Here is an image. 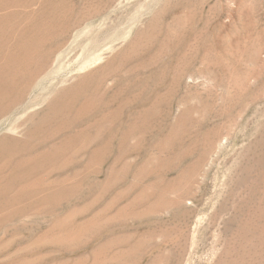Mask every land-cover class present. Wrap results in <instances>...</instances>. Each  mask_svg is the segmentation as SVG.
<instances>
[{"label":"rangeland","instance_id":"374dc122","mask_svg":"<svg viewBox=\"0 0 264 264\" xmlns=\"http://www.w3.org/2000/svg\"><path fill=\"white\" fill-rule=\"evenodd\" d=\"M62 2L20 66L39 103L4 134L85 78L111 101L61 117L0 264H264V0Z\"/></svg>","mask_w":264,"mask_h":264},{"label":"bare ground","instance_id":"6f19581e","mask_svg":"<svg viewBox=\"0 0 264 264\" xmlns=\"http://www.w3.org/2000/svg\"><path fill=\"white\" fill-rule=\"evenodd\" d=\"M62 1H0V216L16 215L14 205L32 194L39 199L45 198L47 166L63 149L68 135H62L70 128L61 117L69 115L78 119L89 108L98 110L111 101L107 92L84 94V87L91 83L85 78L57 95L42 113L30 115L16 127L17 134H4L39 103L26 99L30 84L21 79L20 66L39 40L50 32L52 25L46 21L61 20ZM98 80L100 86L106 82L105 77ZM122 82L118 81V86Z\"/></svg>","mask_w":264,"mask_h":264}]
</instances>
